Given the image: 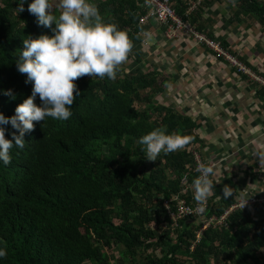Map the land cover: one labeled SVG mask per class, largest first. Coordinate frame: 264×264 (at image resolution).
Returning a JSON list of instances; mask_svg holds the SVG:
<instances>
[{"label":"trees","instance_id":"trees-1","mask_svg":"<svg viewBox=\"0 0 264 264\" xmlns=\"http://www.w3.org/2000/svg\"><path fill=\"white\" fill-rule=\"evenodd\" d=\"M232 1L264 26V0ZM31 2L24 0L18 13L19 0H0V113L5 117L14 116L32 91V83L17 70L23 40L54 34L28 12ZM142 2L90 0L102 23L128 34L136 65L142 63ZM49 3L50 14L58 16V5ZM173 3L185 21L193 22L188 2ZM123 66L115 79L76 80L80 94L71 117L34 122L35 130L25 133V147L14 145L11 163L0 161V249L7 252L0 264H264V218L251 210L232 213L228 226L209 227L193 250L201 223L180 220L173 227L163 202L182 192L184 176L193 182L197 175L198 125L161 102L169 85L159 68L137 67L131 74ZM8 90L13 95H6ZM258 92L264 95V88ZM34 102L40 106L38 96ZM0 127L6 139L19 134L11 124ZM156 127L193 139L151 163L139 141ZM145 162L148 169H139ZM219 194L211 196L209 215L236 201L234 195L224 199ZM159 228H165L163 233ZM113 250L119 257L109 253Z\"/></svg>","mask_w":264,"mask_h":264},{"label":"crops","instance_id":"crops-1","mask_svg":"<svg viewBox=\"0 0 264 264\" xmlns=\"http://www.w3.org/2000/svg\"><path fill=\"white\" fill-rule=\"evenodd\" d=\"M210 1L211 5L209 0L199 3L193 22H186L221 46L223 41L226 53L261 76L264 26L255 16L240 13L232 0ZM164 31L157 20L146 21L140 29L142 63L136 65L137 54L130 51L125 65L131 72L154 66L162 71L169 88L160 100L197 122L201 143L196 149L202 161L214 167L213 192L218 190L221 196L228 185L236 200L264 193V95L258 92L264 86L191 35L168 40ZM249 210L264 218V205Z\"/></svg>","mask_w":264,"mask_h":264},{"label":"clouds","instance_id":"clouds-1","mask_svg":"<svg viewBox=\"0 0 264 264\" xmlns=\"http://www.w3.org/2000/svg\"><path fill=\"white\" fill-rule=\"evenodd\" d=\"M51 8L49 0H32L28 4L27 10L36 17L37 24L51 28L54 34L23 40L17 70L26 75V83H32V91L16 106L14 116L0 113V125L11 124L19 133H12L9 140L0 127V161L6 165L11 163L10 150L14 145L25 147V133L35 130L34 122H44L47 117L66 121L71 117V106L80 94L76 80L84 76L115 79L133 46L124 30L116 24L101 22L98 7L88 0H59L58 16L50 14ZM17 10L24 11V0H19ZM5 94L13 95L11 90ZM37 96L40 106L34 102ZM192 139L190 135L168 133L165 128L156 127L144 134L139 143L144 146L145 158L156 161L161 153L184 149ZM197 171L200 175L193 180L194 200L197 213L203 214L213 195L214 183L209 177L215 173L213 166L203 163ZM222 192L224 199L234 195L228 185L223 186ZM6 255L0 249V257Z\"/></svg>","mask_w":264,"mask_h":264},{"label":"built area","instance_id":"built-area-1","mask_svg":"<svg viewBox=\"0 0 264 264\" xmlns=\"http://www.w3.org/2000/svg\"><path fill=\"white\" fill-rule=\"evenodd\" d=\"M203 0H195L189 3L186 10L187 14L193 12L197 5ZM142 5L146 8V13L142 15L140 24H145L150 19L157 20L162 26H164L165 37L168 40L180 38L182 33L191 35V37L199 43L207 46V48L214 51V53L223 59L229 61V63L237 67L239 71L244 72L256 83L264 86V77L257 75L247 67H245L236 57L226 53L220 43L207 37V35L200 32L195 27L189 25L184 18L179 15L174 7L173 0H143ZM195 155V171L197 178L200 173L197 171L199 164H205L198 153ZM206 165V164H205ZM208 166V165H207ZM212 176V175H211ZM211 176L209 177L211 179ZM194 178V179H195ZM182 192L175 193L168 201L163 202L173 227H177L180 220H195L199 224L200 228L197 230L196 242L192 245L193 250L198 242L203 237L204 231L209 227L216 226H228L230 216L236 211L249 210L250 208L264 205V193L262 194H250L246 198L236 200L228 207H226L221 213H212L209 215V209L211 204V197L208 199L206 210L203 214L197 213V202L194 200L193 182L189 180L187 176H184L181 181ZM214 193V192H213ZM246 202V203H245ZM172 203L174 206L172 207ZM173 237V235L171 236Z\"/></svg>","mask_w":264,"mask_h":264},{"label":"rangeland","instance_id":"rangeland-1","mask_svg":"<svg viewBox=\"0 0 264 264\" xmlns=\"http://www.w3.org/2000/svg\"><path fill=\"white\" fill-rule=\"evenodd\" d=\"M52 2H53L55 5H58V4H59V0H52ZM88 2L90 3V0H88ZM164 28H165V27H164ZM127 60H130V56H128V59H127ZM127 65H128V63H126L125 67H127ZM125 67L123 66V69H124ZM126 71H127V73H131V74H132L131 69H130V65H128V68L125 69V72H126ZM152 162H154V161H151V163H152ZM151 163H150V166H151ZM147 165H149V163H148V162H145V163L139 165L138 167H139V169H144V168H145V170H147V169H148ZM116 221H117V220H116ZM153 226H154V224H153ZM164 229H165V228H159L160 233H163V230H164ZM109 253H110L112 256H114L115 258L119 257V255L117 254V250L109 251ZM86 264H88V263H86Z\"/></svg>","mask_w":264,"mask_h":264}]
</instances>
